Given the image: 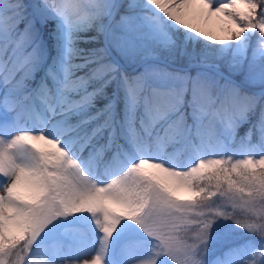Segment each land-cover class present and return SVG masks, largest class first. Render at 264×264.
Segmentation results:
<instances>
[{
    "label": "snow or ice",
    "instance_id": "snow-or-ice-1",
    "mask_svg": "<svg viewBox=\"0 0 264 264\" xmlns=\"http://www.w3.org/2000/svg\"><path fill=\"white\" fill-rule=\"evenodd\" d=\"M0 264H264V0H0Z\"/></svg>",
    "mask_w": 264,
    "mask_h": 264
},
{
    "label": "rangeland",
    "instance_id": "rangeland-1",
    "mask_svg": "<svg viewBox=\"0 0 264 264\" xmlns=\"http://www.w3.org/2000/svg\"><path fill=\"white\" fill-rule=\"evenodd\" d=\"M26 3H31L32 2V0H27V1H25ZM58 2H59V0H58ZM81 2H83V0H81ZM208 29H210V30H212V31H214V32H216V34H221L220 32H219V29H220V27H221V21L220 20H218L217 18H213L212 19V21H210L209 22V24L206 26ZM93 47V46H92ZM131 72V71H130ZM38 146H42V145H38ZM171 155H173L174 157H177V158H180V159H185V157H184V155H183V153L182 152H177L176 150H173V149H168L167 150ZM146 168H147V166H145ZM148 170H151V169H148ZM215 198H217V197H212L211 199H215ZM237 210H239L240 211V209L239 208H237ZM69 219H71V217L69 218ZM239 245V244H238ZM223 250H224V248H219V249H217V251L215 252V255H209L210 257L209 258H207L210 262L211 261H214L218 256H220L221 254H222V252H223Z\"/></svg>",
    "mask_w": 264,
    "mask_h": 264
},
{
    "label": "trees",
    "instance_id": "trees-1",
    "mask_svg": "<svg viewBox=\"0 0 264 264\" xmlns=\"http://www.w3.org/2000/svg\"><path fill=\"white\" fill-rule=\"evenodd\" d=\"M253 119H255V117H253ZM246 129H247V125H246L244 128H241V129H240V132L243 133V132L246 131ZM254 138H257V137L254 136ZM244 239H245L244 234L241 232L240 235H236V236H234V237L232 238V240L229 241V238H228L227 233H224V234H222L219 243L221 244L220 247H221V248H224L223 245L226 244V243L234 244V243H237V242H241V241H243ZM220 247H219V248H220ZM219 248H217V249H219ZM217 249H216V250H217Z\"/></svg>",
    "mask_w": 264,
    "mask_h": 264
}]
</instances>
